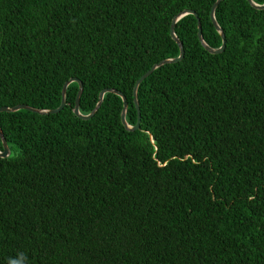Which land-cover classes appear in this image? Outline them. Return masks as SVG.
<instances>
[{"label": "trees", "instance_id": "trees-1", "mask_svg": "<svg viewBox=\"0 0 264 264\" xmlns=\"http://www.w3.org/2000/svg\"><path fill=\"white\" fill-rule=\"evenodd\" d=\"M214 1L0 0V106L53 109L76 78L80 114L111 88L132 126L175 14L220 45ZM213 17L215 54L174 22L135 130L112 92L75 116L74 81L56 113L0 112V264H264V7Z\"/></svg>", "mask_w": 264, "mask_h": 264}, {"label": "water", "instance_id": "water-1", "mask_svg": "<svg viewBox=\"0 0 264 264\" xmlns=\"http://www.w3.org/2000/svg\"><path fill=\"white\" fill-rule=\"evenodd\" d=\"M219 1L220 0H215L211 4V6L209 8V12H208V17H209L210 23H211V25L213 26L214 30L217 32V34L219 35V38H220V45L218 47H216V48L209 47L205 42H203L202 37H201V32H200L199 20L196 17V14L194 13V11L188 10V9L182 10V11L178 12L177 14H175L171 18L170 24H169V27H168V34H169L170 38L175 42V44H176V46L178 48V54H177L176 57L165 58V59H162V60L158 61L155 64H152L148 68V70H146L143 74H141L134 81L132 89H131V97H132L131 101H132L133 106H134V108L136 110V121H135L134 125L130 126L124 120V114H125V109H126V101H125L124 95L121 92H119V91H117L115 89H111V88H103V89L99 90V92L97 94V100H96V103H95L94 107L87 114H80L78 112L77 103H78V97H79V94H80L82 86H81L80 81L78 79H76V78H69V79H67L66 81H64L62 83L61 88H60V101H59V104H58L57 107H55L53 109H35V108H32V107L24 105V104H17V105H13L11 107L0 106V112L1 111L11 112V111H15V110H18V109H25V110H28V111H31V112H34V113H37V114L56 113L64 105V91H65L66 85L69 82L74 81V82L77 83V90H76V94H75V97H74V104H73V107H72V113L75 116H77L80 119H87V118L91 117V115L94 113V111L98 108V106H99V104L101 102L103 93L104 92H112V93L116 94L120 98V101H121V109H120V113H119V121H120L121 125L126 130H135V129H137L138 128V121H139V112H138L137 101H136V88H137L138 83L146 75H148L155 67H157V66H159L161 64H164V63L176 62V61L180 60L181 57H182L183 50L181 48V44H180L179 40L176 38V36L174 35V32H173V24L178 18H180L181 16H183L185 14H192L194 16L195 22H196V38H197L199 44L202 46V48L204 50H206L207 52H209L211 54H215V53L220 52L223 49V47H224V35H223L222 30L219 28V26L217 25V23L215 22L214 17H213L214 8L216 7V5L218 4ZM246 2L250 6L255 8V9H261V8L264 7V2L262 4H256V3L252 2L251 0H246ZM0 144H1L0 157L2 158V157L7 156L8 148L6 146V143H5L4 137L2 136L1 131H0Z\"/></svg>", "mask_w": 264, "mask_h": 264}]
</instances>
